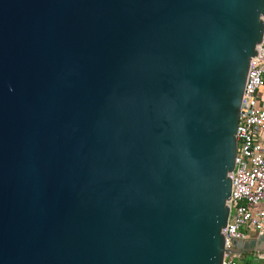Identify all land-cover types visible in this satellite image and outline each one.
<instances>
[{"label":"water","instance_id":"obj_1","mask_svg":"<svg viewBox=\"0 0 264 264\" xmlns=\"http://www.w3.org/2000/svg\"><path fill=\"white\" fill-rule=\"evenodd\" d=\"M264 0H0V264H222Z\"/></svg>","mask_w":264,"mask_h":264},{"label":"built area","instance_id":"obj_2","mask_svg":"<svg viewBox=\"0 0 264 264\" xmlns=\"http://www.w3.org/2000/svg\"><path fill=\"white\" fill-rule=\"evenodd\" d=\"M264 21L262 38L247 77L236 129L235 166L230 173L229 216L224 229V247L233 240H247L248 230H264V146L259 137L264 128ZM222 264H237L224 254Z\"/></svg>","mask_w":264,"mask_h":264},{"label":"crops","instance_id":"obj_3","mask_svg":"<svg viewBox=\"0 0 264 264\" xmlns=\"http://www.w3.org/2000/svg\"><path fill=\"white\" fill-rule=\"evenodd\" d=\"M259 106L264 108V102L260 100L258 103ZM259 142L264 146V128L259 137ZM247 240H253L256 242L253 250L246 251L244 250L236 259L240 258L244 259L247 256L249 257L247 261H240L237 264H251V260L254 261V264H264V230L263 231H255L248 230L247 232ZM250 259V260H249Z\"/></svg>","mask_w":264,"mask_h":264},{"label":"rangeland","instance_id":"obj_4","mask_svg":"<svg viewBox=\"0 0 264 264\" xmlns=\"http://www.w3.org/2000/svg\"><path fill=\"white\" fill-rule=\"evenodd\" d=\"M248 258H249V257L247 256L246 258L240 260V258H239V259H238V258L236 259V257H235V260H237L238 262L243 261V260H244V261H247ZM249 260H250V259H249ZM251 264H254V261L251 260Z\"/></svg>","mask_w":264,"mask_h":264}]
</instances>
